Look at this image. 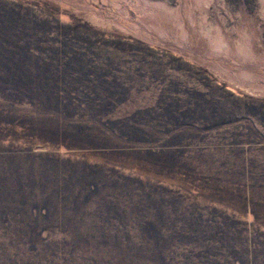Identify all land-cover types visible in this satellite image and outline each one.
<instances>
[{
    "label": "rangeland",
    "instance_id": "1",
    "mask_svg": "<svg viewBox=\"0 0 264 264\" xmlns=\"http://www.w3.org/2000/svg\"><path fill=\"white\" fill-rule=\"evenodd\" d=\"M0 264H264V0H0Z\"/></svg>",
    "mask_w": 264,
    "mask_h": 264
}]
</instances>
